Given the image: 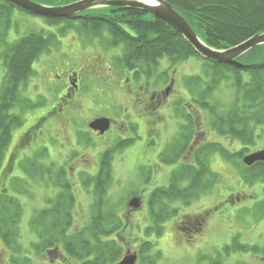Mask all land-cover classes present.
Wrapping results in <instances>:
<instances>
[{
	"label": "rangeland",
	"instance_id": "374dc122",
	"mask_svg": "<svg viewBox=\"0 0 264 264\" xmlns=\"http://www.w3.org/2000/svg\"><path fill=\"white\" fill-rule=\"evenodd\" d=\"M61 1L55 0L51 3L59 5ZM64 25L63 22L48 24L42 17L33 16L18 8L14 9L9 26L0 25V89L5 75L2 56L5 45L36 31L45 35L55 33L58 36V42L34 63L35 74L30 78L25 95L37 107L24 111V124L13 132L0 172V192L6 189L7 192L16 194L23 205L18 224L19 241L23 247L31 250V244L38 239L30 225L32 216L41 209L50 208L54 197L60 191L59 187L53 185L56 181L55 178L52 179L54 175L45 173L40 176V166L64 167L66 177L73 184L74 221L70 232L78 231L89 224L95 194H92L93 185L86 186L84 182L88 175L97 172L95 170L102 151L115 147L112 145L116 134L111 131L106 137H99L87 129V124L91 118L100 115L122 119L125 109H128L130 119L137 124V130L128 133L134 141L113 155L114 180L105 200L106 205L114 207L117 215L122 217L125 213L124 202L136 194L135 192L143 195V208L133 211L134 215L129 221L131 232L122 233L126 237L134 235L133 239L127 237L129 242L135 247L151 241L152 248L149 242L142 248L146 253L149 252L148 255L157 257L154 264H207V259H199L205 255L216 257L219 254H222L223 264H264L259 256L252 253L236 252L229 256L224 255V247L237 237L244 243L264 246V183L260 180L247 183L242 177L243 157L264 148L262 128L257 129L262 136L258 137L256 145L244 151L243 155L228 160L219 152L211 154L208 165L219 177L215 186L190 204H184L179 199L171 201L170 209L178 211L164 223V232L161 235H158L159 226L151 228L149 234L144 230L152 222L148 211L150 194L155 187L167 186L172 171L178 166L159 161V153L164 147L170 146L172 139L179 136L180 124L183 123L184 126L186 123L183 119L188 110L195 111V123H199L200 127L195 131L197 138L194 136V140H202L203 144L220 142L232 153L242 146L238 141L221 136L213 130L208 124L209 113L193 105V94H190L184 84V78L201 74L204 64L201 58L192 56L175 66H171L167 59H162L158 72L152 74L147 81L144 78L136 81L132 78L128 82L131 72L115 63V56L120 53V48L105 49L98 40L87 41L80 37L74 27L66 28ZM64 28V32H61ZM72 72H77L81 77L82 101L77 102L82 109L69 107L64 111H56L60 102L64 107L68 106L61 98L65 93L67 76ZM170 78L174 83L169 100L158 110V114L150 112L146 100L153 91L167 90ZM233 97L231 86L223 84L215 91L212 99L221 106L228 107ZM18 111L19 107L13 109V112ZM51 112L54 113L50 114ZM160 115L163 119H160ZM44 116L47 118L36 130L32 141L17 152L22 135ZM39 150L41 153L37 157L39 163L38 170H35L36 175L26 174V161L36 157ZM189 157H185V162L194 160ZM21 177L24 178L22 181ZM17 188L19 194L14 190ZM207 210L212 211L199 234L188 237L177 229L178 221L184 215H197ZM104 212L108 213V209L104 208ZM119 238L124 240L121 235ZM60 250L64 251L62 248ZM30 256L36 262H45L44 257L42 259L31 254ZM11 258L12 251L0 241V264H12Z\"/></svg>",
	"mask_w": 264,
	"mask_h": 264
},
{
	"label": "trees",
	"instance_id": "16d2710c",
	"mask_svg": "<svg viewBox=\"0 0 264 264\" xmlns=\"http://www.w3.org/2000/svg\"><path fill=\"white\" fill-rule=\"evenodd\" d=\"M54 1L38 0L46 5H53L51 2ZM74 1L77 0H62L59 5ZM166 1L189 22L208 46L217 50L228 49L264 32V0ZM14 9L13 4L0 0V25L9 26ZM38 17L45 19L48 24L63 22L66 28L74 27L80 37L87 41L98 40L105 49L120 48V53L115 56V63L124 70L134 72L138 78H149L156 74L162 59H168L171 65L175 66L192 56L199 57L193 47L171 25L136 7L94 8L71 18ZM64 30L65 28L61 32ZM57 38L55 33L45 35L36 31L5 45L6 49L2 54L5 75L0 89V172L13 132L24 124V111L37 107V104L25 95L30 78L35 74L34 63L58 42ZM203 61L201 74L184 78V84L190 94H193V105L209 113L208 124L213 130L221 136L238 141L242 147L232 153L220 142L200 145L194 152L195 161L181 163L172 172L169 185L158 187L152 193L149 201L152 224L148 228L145 227L149 234L151 228L159 226L158 235H161L164 230L163 223L176 214L177 209H170L171 201L179 199L185 204H190L215 186L219 177L208 165L211 154L219 152L226 159L233 160L256 145V140L262 136L258 134V128H262L264 133V44L240 56V67ZM223 84H229L234 91L233 100L228 107L221 106L212 99L215 91ZM16 107H19V111L13 112ZM46 118H40L33 128L22 135L16 148L17 152L32 141L36 130ZM194 118L196 119L195 115H185L186 123L167 151V154L174 155V158L167 162L173 163L180 156H187L190 152L191 139L197 129ZM125 146L126 143L123 142L103 151L99 172L88 175L87 180L85 178L84 184H91L94 188L95 200L93 199L91 206L93 211L89 224L75 232H70L74 221L72 210L75 195L73 184L66 177L65 168L54 167V170L53 167L40 166V176L45 173L54 175L52 179L55 178L56 181L54 180L53 185L59 187L60 191L54 197L50 208L41 209L31 218V228L38 238L31 244V250L25 249L19 241L18 224L23 213L21 200L16 194H11L6 189L1 190L0 241L12 251V264H41L34 261L30 254L40 257L56 247L59 250L62 248L65 255L75 264H108L118 261L123 249L110 235L121 229L122 221L116 209L106 205L105 199L114 180L113 155ZM40 153V150L37 151L36 157L26 161V174L36 175L35 170H38L39 163L37 157ZM243 166L242 177L245 182L260 180L264 183V161L252 166L243 163ZM20 179L22 181L24 178ZM18 181L21 182L19 179ZM14 190L18 193L19 189ZM104 208L108 209V213L105 214ZM207 213L205 211L192 218L200 223L194 224L195 233L202 230L203 223L208 218ZM147 244L148 242H144L141 247L144 248ZM149 245L153 246L150 242ZM236 252L252 253L264 262V246L244 243L239 237L224 247L225 256ZM148 259L150 264H154L157 257L149 255L144 261ZM206 259L207 264H223L222 254L216 257L205 255L199 260Z\"/></svg>",
	"mask_w": 264,
	"mask_h": 264
},
{
	"label": "water",
	"instance_id": "95a60500",
	"mask_svg": "<svg viewBox=\"0 0 264 264\" xmlns=\"http://www.w3.org/2000/svg\"><path fill=\"white\" fill-rule=\"evenodd\" d=\"M15 7L38 16L51 18H70L89 9L99 7H136L163 19L190 44L203 59L236 67L242 66L238 58L251 49L264 44V32L225 50H217L208 46L194 31L189 22L166 0H78L63 6H48L32 0H6ZM108 118H98L90 123V127L104 133L110 128ZM248 166L264 161V150L247 155L243 159ZM130 205L139 208L140 201L133 199ZM136 256H126L119 264H134Z\"/></svg>",
	"mask_w": 264,
	"mask_h": 264
},
{
	"label": "flooded vegetation",
	"instance_id": "af4514ba",
	"mask_svg": "<svg viewBox=\"0 0 264 264\" xmlns=\"http://www.w3.org/2000/svg\"><path fill=\"white\" fill-rule=\"evenodd\" d=\"M76 76V80L73 76ZM73 77V78H72ZM136 76L134 75V72H131V75L129 76V78L127 79V81L129 82L130 79H134L135 81L137 80L135 78ZM67 85L65 87V93L62 96V101L64 103H67L68 106L64 107V104L62 102H60L56 107V111H64L65 109H68L70 107V109H79L81 107L78 106V102H80V97L82 98V94L80 92V80L81 77H79V74L77 72H72L71 74H69L67 76ZM144 81H147L146 78L143 79ZM174 80L170 78V80L168 81V89L167 91L165 90H159L157 92H151L150 97L148 100H146L147 102V109L150 110V112L158 114V110L163 107V105H165V103L169 100V93L171 91V86L173 85ZM82 101V100H81ZM74 104V105H73ZM77 105V106H75ZM81 105H83V102H81ZM150 106V108H148ZM82 109V108H81ZM130 113L128 109H125V115L122 117V119H117V118H113V117H109L106 115H100V116H96L90 119L89 123L87 124V129L94 135H97L99 137H106V135H108L111 131H113V133L116 134V137L114 139V144L112 146H117L122 142H128L130 139H132L131 137H129L128 133L132 132L133 130H137V124L132 121L129 117ZM109 118L111 120V126L109 128V130L105 131L103 134L100 133L98 130H94L90 127V122L98 119V118ZM163 119V117L160 115V119ZM200 134H202V132H199ZM198 133V134H199ZM196 136V135H195ZM197 138V136H196ZM200 143H202V140H193L192 142V146L190 147V152L189 155L192 154L193 150L200 145ZM110 148V147H108ZM107 148V149H108ZM167 147H164V149L161 150V152L159 153V161L162 162L160 155L164 154V151L166 150ZM106 149V150H107ZM105 150V151H106ZM169 156V154H167ZM181 157V156H180ZM186 157V156H185ZM87 162V161H84ZM100 160L97 166V169L95 170L96 173L93 174H97L100 170ZM156 189V187L154 188ZM136 194H133L132 197L129 198V200L125 204V213L123 214L121 218L122 221V227L120 230L115 231L114 233H112L110 235V237L114 240H116L123 248L122 250V254H121V259H123L126 256H136V260L134 262V264H150L149 260L144 261L143 258H145L148 253H146L144 250H142L143 248L141 247L142 244H137L135 247L133 245V243H130L128 238L133 239L134 235L130 234L127 235V237L122 234L124 231H127L128 233L131 232V225L129 224V221H131V217L134 215L133 211H139L140 209L143 208V203L144 200L143 199V195L141 194V192H135ZM153 193V191H152ZM92 194H94V188H92ZM142 200V207L136 208L132 205H130V202L133 199L136 200ZM210 211V212H209ZM212 210H208L207 214L208 216L210 215ZM205 212V211H204ZM203 213V212H202ZM195 217V215H184L179 221H178V226L177 229L181 232L184 233L185 235H187L188 237H192L193 235L197 234L195 233L196 229H195V225L194 224H198L200 225L199 221L197 220H192V218ZM127 220V221H126ZM206 223V222H205ZM203 223V224H205ZM149 226V225H147ZM204 227V226H203ZM203 229V228H202ZM145 231V230H144ZM121 233V234H120ZM121 235V237L126 240V241H121L119 236ZM150 242V241H149ZM51 252L45 253L44 255L40 256L42 259L43 257L44 259V263H55V264H75L73 263L74 261H72L70 259V257L68 255H65V251L59 250L58 247H56L54 250H50ZM121 261V260H120ZM108 264H119V262L115 261V262H111Z\"/></svg>",
	"mask_w": 264,
	"mask_h": 264
}]
</instances>
